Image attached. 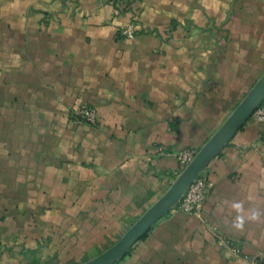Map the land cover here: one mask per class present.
Returning <instances> with one entry per match:
<instances>
[{
    "label": "crops",
    "instance_id": "0c3cea01",
    "mask_svg": "<svg viewBox=\"0 0 264 264\" xmlns=\"http://www.w3.org/2000/svg\"><path fill=\"white\" fill-rule=\"evenodd\" d=\"M263 73L264 0H0V264L106 250ZM201 175L199 215L173 207L113 264H264V123Z\"/></svg>",
    "mask_w": 264,
    "mask_h": 264
},
{
    "label": "water",
    "instance_id": "95a60500",
    "mask_svg": "<svg viewBox=\"0 0 264 264\" xmlns=\"http://www.w3.org/2000/svg\"><path fill=\"white\" fill-rule=\"evenodd\" d=\"M264 101V73L253 84L230 115L159 197L110 247L80 264H113L120 260L148 229L179 202L187 187L218 155L234 133Z\"/></svg>",
    "mask_w": 264,
    "mask_h": 264
},
{
    "label": "built area",
    "instance_id": "2783aa9c",
    "mask_svg": "<svg viewBox=\"0 0 264 264\" xmlns=\"http://www.w3.org/2000/svg\"><path fill=\"white\" fill-rule=\"evenodd\" d=\"M118 4L130 7L133 3L139 2L141 0H116ZM119 33L125 36H131L134 33V28L131 24L119 29ZM257 120L264 123V107L262 104L258 106L253 114ZM70 118L75 123H88L97 124L98 123V113L95 107L87 104H81L74 107L70 112ZM194 155L190 152H184L179 156V172H181L184 167L192 160ZM211 186V182L201 174L197 176L191 184L187 187L184 194L182 195L179 202L175 205L178 211L185 213H193L199 215L202 202L206 196V193ZM221 241L225 244L231 245L234 251H238V246L231 243L225 237L221 238Z\"/></svg>",
    "mask_w": 264,
    "mask_h": 264
},
{
    "label": "clouds",
    "instance_id": "9594fccd",
    "mask_svg": "<svg viewBox=\"0 0 264 264\" xmlns=\"http://www.w3.org/2000/svg\"><path fill=\"white\" fill-rule=\"evenodd\" d=\"M236 207H239V205H236Z\"/></svg>",
    "mask_w": 264,
    "mask_h": 264
}]
</instances>
